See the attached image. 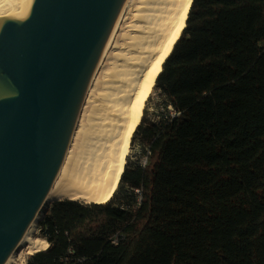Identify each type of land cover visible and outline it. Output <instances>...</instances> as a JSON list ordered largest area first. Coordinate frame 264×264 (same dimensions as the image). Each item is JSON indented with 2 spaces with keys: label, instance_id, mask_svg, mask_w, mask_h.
Masks as SVG:
<instances>
[{
  "label": "trees",
  "instance_id": "obj_1",
  "mask_svg": "<svg viewBox=\"0 0 264 264\" xmlns=\"http://www.w3.org/2000/svg\"><path fill=\"white\" fill-rule=\"evenodd\" d=\"M147 103L120 203L56 202L25 264H264V0H194Z\"/></svg>",
  "mask_w": 264,
  "mask_h": 264
},
{
  "label": "water",
  "instance_id": "obj_2",
  "mask_svg": "<svg viewBox=\"0 0 264 264\" xmlns=\"http://www.w3.org/2000/svg\"><path fill=\"white\" fill-rule=\"evenodd\" d=\"M125 2L34 0L0 30V264L43 208Z\"/></svg>",
  "mask_w": 264,
  "mask_h": 264
},
{
  "label": "bare ground",
  "instance_id": "obj_3",
  "mask_svg": "<svg viewBox=\"0 0 264 264\" xmlns=\"http://www.w3.org/2000/svg\"><path fill=\"white\" fill-rule=\"evenodd\" d=\"M194 0H126L87 88L45 203L107 204L117 192L144 109L186 27ZM34 0H0V30L29 18ZM9 94V95H8ZM14 93L0 89V97ZM43 205V206H44ZM39 214L5 264L45 251ZM22 253L17 260V252Z\"/></svg>",
  "mask_w": 264,
  "mask_h": 264
},
{
  "label": "rangeland",
  "instance_id": "obj_4",
  "mask_svg": "<svg viewBox=\"0 0 264 264\" xmlns=\"http://www.w3.org/2000/svg\"><path fill=\"white\" fill-rule=\"evenodd\" d=\"M155 98H157V97H155ZM155 102H156V99H155ZM155 102H154V103H151V104L148 106V107H149V111L153 112V108H154ZM147 105H148V103L146 104V106H147ZM145 108H146V107H145ZM138 151H139L138 143H136L135 145L131 144L130 154H129V156H128V159L130 158L131 162H132V160H133V161L136 160V155H137ZM121 187H122V184L120 183V186H119L118 190H119ZM118 190H117V191H118ZM115 194H116V193H115ZM116 195H117V194H116ZM121 197H122V195L119 194L116 198H115V196H114V197L112 198V200H114V203H115V204H119V203H120V198H121ZM55 203H56V202H48V203H46V204L43 206L42 210H41L40 213H39L38 223H39V221L43 218L44 215H46L47 213L51 212V210H52V208H53V205H54ZM78 204H80V205H86V206L93 205V204H89V205H87V204L82 203V202H80V203H78ZM36 235H37V236H40V237H43V236L39 233V230H37V234H36ZM21 253H22L21 250H19V251L17 252V257H16L17 260L19 259V256H20ZM30 257H31L30 255H26V256H25V261H24L23 263H20L19 261H17V264H25L26 261L28 260V258H30Z\"/></svg>",
  "mask_w": 264,
  "mask_h": 264
},
{
  "label": "built area",
  "instance_id": "obj_5",
  "mask_svg": "<svg viewBox=\"0 0 264 264\" xmlns=\"http://www.w3.org/2000/svg\"><path fill=\"white\" fill-rule=\"evenodd\" d=\"M170 115L174 117V116H178L179 113L175 112V110L170 106ZM149 154H150V150L148 147L145 148L144 152H142L139 146V151L136 155V161L139 162V166H141L142 168H145L147 166ZM137 193H140V191L137 190Z\"/></svg>",
  "mask_w": 264,
  "mask_h": 264
}]
</instances>
